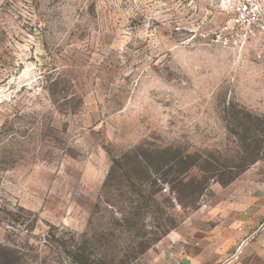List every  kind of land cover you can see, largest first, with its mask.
I'll list each match as a JSON object with an SVG mask.
<instances>
[{"label":"rangeland","instance_id":"1","mask_svg":"<svg viewBox=\"0 0 264 264\" xmlns=\"http://www.w3.org/2000/svg\"><path fill=\"white\" fill-rule=\"evenodd\" d=\"M225 19L0 0V264L238 255L264 223V45L216 43Z\"/></svg>","mask_w":264,"mask_h":264},{"label":"built area","instance_id":"2","mask_svg":"<svg viewBox=\"0 0 264 264\" xmlns=\"http://www.w3.org/2000/svg\"><path fill=\"white\" fill-rule=\"evenodd\" d=\"M224 23L212 31V39L230 49L251 41L264 45V0H219Z\"/></svg>","mask_w":264,"mask_h":264},{"label":"crops","instance_id":"3","mask_svg":"<svg viewBox=\"0 0 264 264\" xmlns=\"http://www.w3.org/2000/svg\"><path fill=\"white\" fill-rule=\"evenodd\" d=\"M244 229L242 232L246 234V238H241L243 242L239 254L243 253L240 256L238 254L233 259L223 262L219 256L212 254L209 257L202 256L200 259L193 260L191 264H264V223L257 225L249 233H246L248 230Z\"/></svg>","mask_w":264,"mask_h":264},{"label":"water","instance_id":"4","mask_svg":"<svg viewBox=\"0 0 264 264\" xmlns=\"http://www.w3.org/2000/svg\"><path fill=\"white\" fill-rule=\"evenodd\" d=\"M241 250H242V246L240 247L238 254L240 253ZM236 256H237V255H236Z\"/></svg>","mask_w":264,"mask_h":264}]
</instances>
